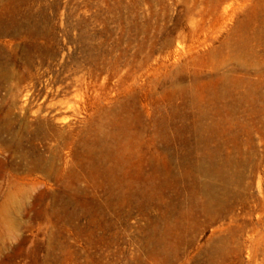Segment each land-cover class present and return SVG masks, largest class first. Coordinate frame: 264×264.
<instances>
[{"label": "rangeland", "instance_id": "1", "mask_svg": "<svg viewBox=\"0 0 264 264\" xmlns=\"http://www.w3.org/2000/svg\"><path fill=\"white\" fill-rule=\"evenodd\" d=\"M263 251L264 0H0V264Z\"/></svg>", "mask_w": 264, "mask_h": 264}, {"label": "bare ground", "instance_id": "2", "mask_svg": "<svg viewBox=\"0 0 264 264\" xmlns=\"http://www.w3.org/2000/svg\"><path fill=\"white\" fill-rule=\"evenodd\" d=\"M199 4V3H198ZM197 4V5H198ZM197 11V10H196ZM198 12V11H197ZM256 13V9H250L248 12V15L241 19L237 26V30L233 33L232 36L229 37V39L223 41L222 43V49H216L212 48L206 53V60L205 63L209 64L212 63L213 65L219 64L218 62L220 61L219 56L223 55V48H228V47H233V44L231 43L230 39L234 36H236V40L234 44V48L237 50V52L234 54V57L239 61L241 68L246 70L247 72L249 71L248 63L245 62L244 60V55L242 54L243 51L245 50V47L247 46V39L249 38L250 34L248 33V30H246L249 25L251 24V14ZM206 27V26H205ZM256 28V27H255ZM255 32V31H254ZM226 51V50H225ZM21 54V53H20ZM27 62V61H26ZM6 68V67H5ZM229 80L230 78L226 76H211L206 78L204 81H198L194 79V81L190 85H184V84H178L177 87L175 88L176 91H179L181 93L183 92H190L193 99L195 100L196 103L200 102L206 95V91L208 89L213 88L220 82H224L225 80ZM213 98V97H212ZM216 98V97H215ZM14 100V99H13ZM215 103V102H214ZM165 104V103H164ZM166 105V104H165ZM114 108V107H113ZM196 109V108H195ZM185 112V111H184ZM204 114H206V111H204ZM66 117V116H65ZM164 117V116H163ZM63 118V117H60ZM108 120V119H107ZM113 120V119H112ZM228 120V119H227ZM158 121V120H157ZM123 123V122H122ZM118 124V123H117ZM233 124V123H232ZM26 125V123H25ZM205 125V124H204ZM24 126V125H23ZM120 126V125H119ZM231 127V126H230ZM43 130V129H42ZM33 134V133H32ZM9 135V134H7ZM51 137V136H50ZM195 137V136H194ZM56 138V137H55ZM194 139V138H193ZM24 144V143H23ZM43 145V144H42ZM47 145V144H46ZM40 146V145H38ZM123 148H128L127 145H123ZM20 149V148H19ZM79 151V150H78ZM44 154V153H43ZM53 155V154H52ZM200 158V157H199ZM59 161V160H58ZM36 162V161H35ZM175 162V161H174ZM50 163V162H49ZM54 163V162H53ZM66 164V163H65ZM165 164V163H164ZM163 164V165H164ZM2 166V165H1ZM60 166V165H59ZM53 168V167H52ZM167 171V170H166ZM87 172V171H86ZM55 173V172H54ZM98 174V173H97ZM70 176V175H69ZM101 179V178H100ZM55 180V179H54ZM182 180V179H181ZM82 183V182H80ZM111 183V182H110ZM75 184V183H74ZM126 186V185H125ZM80 191V190H79ZM199 193V192H198ZM71 194V193H70ZM125 194V193H124ZM200 194V193H199ZM139 195V194H137ZM122 196V195H121ZM67 198V197H66ZM115 199V198H114ZM175 204V203H174ZM122 206V205H121ZM171 207V206H170ZM183 211V210H182ZM184 212V211H183ZM170 213V212H169ZM176 213V212H175ZM182 213V212H181ZM174 216V215H173ZM166 218V217H165ZM173 220V219H172ZM171 220V221H172ZM186 221V220H185ZM206 221V220H205ZM151 222V221H150ZM198 222V221H197ZM233 223V222H232ZM176 224V223H175ZM153 225V224H152ZM178 225V224H177ZM225 229V228H224ZM181 233V232H180ZM186 238V237H185ZM188 239V238H187ZM191 240V239H190ZM192 241V240H191ZM235 241V240H234ZM232 242V241H231ZM239 242V241H238ZM211 246V245H210ZM252 246V245H251ZM177 248V247H176ZM206 248V247H205ZM208 249V248H207ZM206 249V250H207ZM214 251V250H213ZM221 251V250H220ZM224 251V250H223ZM217 252V251H216ZM264 252V251H263ZM203 253V252H202ZM262 254V253H261ZM209 255V254H208ZM260 256V255H259ZM262 256V255H261ZM260 256V257H261ZM176 258V257H175ZM224 258V257H223ZM168 262V261H167Z\"/></svg>", "mask_w": 264, "mask_h": 264}]
</instances>
